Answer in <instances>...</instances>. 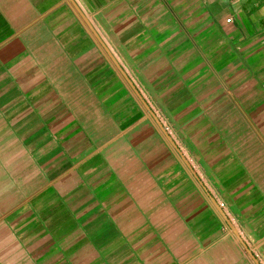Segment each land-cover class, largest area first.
<instances>
[{
    "label": "crops",
    "instance_id": "1",
    "mask_svg": "<svg viewBox=\"0 0 264 264\" xmlns=\"http://www.w3.org/2000/svg\"><path fill=\"white\" fill-rule=\"evenodd\" d=\"M0 264H264V0H0Z\"/></svg>",
    "mask_w": 264,
    "mask_h": 264
}]
</instances>
